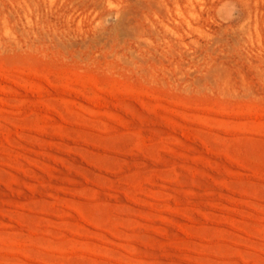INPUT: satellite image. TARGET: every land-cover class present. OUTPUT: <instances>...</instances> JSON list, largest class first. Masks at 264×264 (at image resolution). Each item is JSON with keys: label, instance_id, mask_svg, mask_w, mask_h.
<instances>
[{"label": "rangeland", "instance_id": "374dc122", "mask_svg": "<svg viewBox=\"0 0 264 264\" xmlns=\"http://www.w3.org/2000/svg\"><path fill=\"white\" fill-rule=\"evenodd\" d=\"M0 264H264V0H0Z\"/></svg>", "mask_w": 264, "mask_h": 264}]
</instances>
